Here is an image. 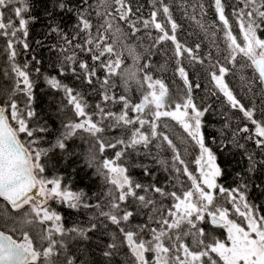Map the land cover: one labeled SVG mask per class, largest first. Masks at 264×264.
<instances>
[{
  "label": "snow or ice",
  "instance_id": "6c2138e0",
  "mask_svg": "<svg viewBox=\"0 0 264 264\" xmlns=\"http://www.w3.org/2000/svg\"><path fill=\"white\" fill-rule=\"evenodd\" d=\"M209 6L227 64L178 39L175 7L204 29V0H150L147 14L140 0H0V264H264V214L250 198L264 195L253 182L264 172V118L226 79L233 68L247 70L244 89L260 96L264 117V0H232L230 13L228 0ZM37 23L51 44L30 40ZM42 49L52 54V73L41 71ZM162 51L183 82L179 99L153 73L151 57ZM185 60L207 61L210 94L247 123L206 132L211 105L196 103L201 84ZM37 77L60 96L47 118L37 111ZM169 121L184 135H172ZM169 151L170 160L161 157ZM218 153L245 158L235 186L223 182L227 161ZM76 177L97 190L76 187Z\"/></svg>",
  "mask_w": 264,
  "mask_h": 264
},
{
  "label": "trees",
  "instance_id": "16d2710c",
  "mask_svg": "<svg viewBox=\"0 0 264 264\" xmlns=\"http://www.w3.org/2000/svg\"><path fill=\"white\" fill-rule=\"evenodd\" d=\"M140 2L146 5L145 14H147V6L150 4V0H140ZM172 2L174 3L175 6L180 3V0H172ZM204 3L206 6H208L207 7L208 14L207 16H204L202 19V23L205 26L204 29H201L194 22L185 18L183 13L180 11L179 7H175L174 18L177 19L178 23L181 25V28L178 32V39H180L183 43L187 44L188 46H194L195 44L199 43L201 45L199 54L202 57H206L207 54L211 52L213 61H215L216 59H220L221 63L227 64V61L223 59V57L227 55V52L225 50L223 32L218 31L221 25L216 20L214 10L209 6L211 5L212 0H204ZM231 4H232V0H228V7L226 9L228 13L231 12ZM37 11H42V10L38 8ZM189 11H191V8H189ZM44 19L45 17L41 14V20ZM230 21H231V17H230ZM70 27H71V23L69 22V28ZM46 31L47 28L44 23L35 24L31 28L30 40L45 39L47 43L51 44L53 41H51L50 39L44 36V33ZM233 31L234 34L237 35L239 34V29L236 27L234 22H233ZM213 32H216L215 36L212 35ZM2 43L3 42L0 41V45H2ZM143 43L144 46L147 47L149 41L145 39ZM40 51L43 55V61H44L43 65L41 66L42 73L45 74L52 73L53 70L50 67V63H49L50 59L52 58V54L48 52L46 49H42ZM169 55L170 52L168 54H165L162 51L151 57L153 62V73L156 77L163 79L164 82L169 86L173 94V97L175 99H179V97L183 94L184 85L182 80L179 78L178 74L175 71L176 66L174 61L169 60L168 58ZM129 63H131V61H129ZM184 66L186 68V71H188L189 73L190 80H192L194 84L195 83L201 84V88L195 89L193 93L196 103L201 107L211 105L210 111L205 116L207 133L219 136V130L222 128L225 121H228L233 127L237 125L242 126L244 123H247V121L242 118L241 113L228 108L222 96H212L210 94L209 90L212 89V85L209 82L208 73L206 71L207 61L205 65H200L197 63H189L187 60H185ZM228 66L231 67V65ZM242 75L246 77L248 75V71L241 70L240 68L237 67V68H233L232 73H230L229 76L226 77V79L228 80L230 87H232L236 92V94L238 95V98H240L241 101L247 106H252L254 103L257 108V117L264 118L260 116V108H261L260 96L258 94L254 96L252 93H248L245 91L243 82L241 80ZM64 82L70 85L76 83L71 79V77L65 78ZM37 84H38V87L36 89L37 111L42 117L47 118L50 115H54L55 102L60 99V96L59 94H55L54 96V94L48 89L47 85L44 83L42 77H37ZM83 91L87 92L88 89L85 88L83 89ZM258 91L259 90L257 89V92ZM89 99L91 102L94 103L98 99V97L90 96ZM53 123L54 125H58L59 121L54 120ZM168 131L177 138L184 135L182 129H180L179 126L176 125L175 122L173 121H169ZM209 141H211V135L209 136ZM176 142L178 145H180L181 150L183 151L184 145L181 144L179 139H177ZM76 143L80 144L81 142L77 140ZM248 146H249V151H255V152L259 151L258 149H255L250 142ZM211 147L214 150H216L215 144H211ZM79 150L80 149L77 148V151ZM192 151H193L192 148L189 147V154L185 155L186 160L190 161L192 159V155H191ZM218 155L220 156V160L222 162L227 161L226 163H223V167H225L227 173L223 182L225 183L226 186L227 185L235 186V182L233 178L237 171L242 172L244 170L246 165L245 158L240 155L233 156L228 153H218ZM161 157L170 160L171 159L170 151L162 152ZM145 163H148V161H145ZM150 166L155 169L157 180H159L161 184L167 183V177L169 174L154 162H152ZM190 167L194 168V165H190ZM60 171L71 173L72 168L70 167L65 169L64 162L61 161ZM136 171L138 173L137 179H141L144 182H147L149 178L140 176L139 169H137ZM83 176H84V172L82 171L80 172V177ZM76 180H77L76 187H84L85 190H88L89 188H91L92 191L97 190V187L93 186L94 182L89 181L86 178L84 180H80L79 177H76ZM253 182L255 184H264V172H257L256 174H254ZM250 198L252 199L253 203L260 206L261 212L262 214H264V195H261V193L258 190H253L250 192ZM0 206H2V202H0Z\"/></svg>",
  "mask_w": 264,
  "mask_h": 264
}]
</instances>
